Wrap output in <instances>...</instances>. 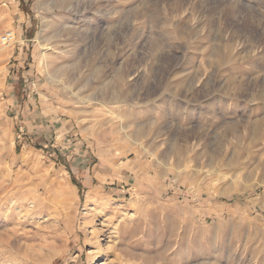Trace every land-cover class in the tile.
<instances>
[{
    "label": "rangeland",
    "instance_id": "obj_1",
    "mask_svg": "<svg viewBox=\"0 0 264 264\" xmlns=\"http://www.w3.org/2000/svg\"><path fill=\"white\" fill-rule=\"evenodd\" d=\"M8 31L0 264H264V0H0Z\"/></svg>",
    "mask_w": 264,
    "mask_h": 264
},
{
    "label": "crops",
    "instance_id": "obj_2",
    "mask_svg": "<svg viewBox=\"0 0 264 264\" xmlns=\"http://www.w3.org/2000/svg\"><path fill=\"white\" fill-rule=\"evenodd\" d=\"M53 121L56 124L49 125L48 128H49V132L55 134L56 136H55L54 140L52 139V140H49V141L46 140V141L49 142L51 145H52V142H55L56 144H57V142H59V144L63 145L65 147V149H67V150L70 149L72 145H74L72 142H75V145H77V148H75V150H76L75 155L78 157V158H76V161H79L80 162L79 164L83 165L84 167L90 163H94L95 162V153L91 152V154H90L89 149H90V144H92L91 142H95V138H92V137L86 135V132L82 127L80 128V126L75 125L71 121H65V122H63L62 120H53ZM57 125H60V126L58 127ZM52 127L54 129H52ZM43 130L47 131L48 129L44 128ZM39 131L40 130L37 128V131H35L34 133L36 135H38L37 132L39 133ZM66 155H67V157H68V155L69 156L73 155V152H70V153L67 152ZM92 155L94 158H92ZM92 174H93V176H91V177L89 176V178L86 179V181H85V183H87V185L94 184V182H95V166L92 168ZM96 177H97V179H99L101 176L97 175ZM102 178L103 177H101V179ZM119 180L122 181V179H119ZM128 182H130L129 179H128Z\"/></svg>",
    "mask_w": 264,
    "mask_h": 264
},
{
    "label": "bare ground",
    "instance_id": "obj_3",
    "mask_svg": "<svg viewBox=\"0 0 264 264\" xmlns=\"http://www.w3.org/2000/svg\"><path fill=\"white\" fill-rule=\"evenodd\" d=\"M241 133V132H240ZM240 133H239V127L238 126H229V127H226V130L225 132L223 133V136H222V141L221 142H228L230 139H233L235 138L236 140L239 139V141H241V137H240ZM254 135H255V131H254ZM186 138V137H185ZM188 150V149H186ZM60 189V188H59ZM21 190V189H20ZM60 193H62V190L60 189L59 190ZM63 194V193H62ZM60 195V194H59ZM61 196V195H60ZM64 196V194L62 195V197ZM33 203V202H32ZM31 204V203H30ZM20 216V215H19ZM45 242V241H44ZM3 244V243H1ZM9 244V243H8ZM1 246V245H0ZM38 246V245H37ZM45 247V246H44ZM40 248V247H39ZM1 249V248H0ZM2 249H3V246H2ZM5 250V248H4ZM8 251V250H7ZM11 251V250H10ZM36 252V251H35ZM2 253V252H1ZM0 253V255H1ZM4 253V252H3ZM3 255V254H2ZM35 256V255H34ZM14 257V256H13ZM27 257V256H26ZM38 257V256H37ZM2 258V257H1ZM19 259V258H18ZM21 259V258H20ZM9 260V259H8ZM16 260H17V257H16ZM37 260V259H36ZM35 260V261H36ZM19 261V260H18ZM22 261V260H20ZM13 262V261H12ZM25 262V261H24ZM37 262V261H36ZM33 263V262H32ZM35 263V262H34ZM8 264V263H7Z\"/></svg>",
    "mask_w": 264,
    "mask_h": 264
},
{
    "label": "built area",
    "instance_id": "obj_4",
    "mask_svg": "<svg viewBox=\"0 0 264 264\" xmlns=\"http://www.w3.org/2000/svg\"><path fill=\"white\" fill-rule=\"evenodd\" d=\"M15 34L13 31L5 32L0 35V44L2 45H10L14 42Z\"/></svg>",
    "mask_w": 264,
    "mask_h": 264
}]
</instances>
